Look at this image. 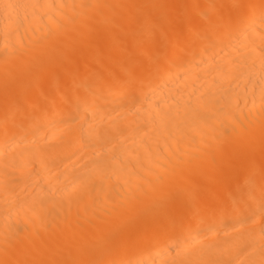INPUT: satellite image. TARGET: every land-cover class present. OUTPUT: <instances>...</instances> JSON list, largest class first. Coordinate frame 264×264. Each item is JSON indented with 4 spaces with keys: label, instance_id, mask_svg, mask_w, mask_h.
Here are the masks:
<instances>
[{
    "label": "bare ground",
    "instance_id": "1",
    "mask_svg": "<svg viewBox=\"0 0 264 264\" xmlns=\"http://www.w3.org/2000/svg\"><path fill=\"white\" fill-rule=\"evenodd\" d=\"M0 264H264V0H0Z\"/></svg>",
    "mask_w": 264,
    "mask_h": 264
}]
</instances>
